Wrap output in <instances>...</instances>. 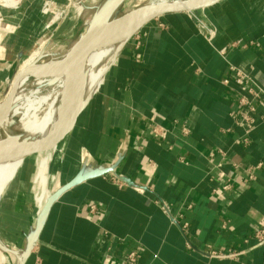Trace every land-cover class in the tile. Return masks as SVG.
I'll use <instances>...</instances> for the list:
<instances>
[{
  "label": "crops",
  "instance_id": "0c3cea01",
  "mask_svg": "<svg viewBox=\"0 0 264 264\" xmlns=\"http://www.w3.org/2000/svg\"><path fill=\"white\" fill-rule=\"evenodd\" d=\"M76 11L73 0L0 5L13 27L0 42V95L41 40L73 37ZM197 19L216 31L212 42ZM133 36L50 156L42 204L44 155L4 190L0 243L17 264H128L132 252L139 264H264V0L166 15ZM233 69L260 93L251 128Z\"/></svg>",
  "mask_w": 264,
  "mask_h": 264
},
{
  "label": "bare ground",
  "instance_id": "6f19581e",
  "mask_svg": "<svg viewBox=\"0 0 264 264\" xmlns=\"http://www.w3.org/2000/svg\"><path fill=\"white\" fill-rule=\"evenodd\" d=\"M82 1L83 0H77L80 10L84 8ZM113 1L114 0H107L105 4L109 6ZM184 1L185 0H155L149 5L182 4ZM9 6L11 7L14 5L10 4ZM108 21L109 20H105L103 22L106 23ZM90 27H92V25ZM89 29H87V31ZM133 35L134 34L132 33L125 34L102 41L83 59L77 75L78 82L76 95L77 101L80 102L83 107H86L89 104L112 66L114 60ZM70 51L71 50L69 49L60 59L46 63L44 66L36 64L37 60L40 58L39 54L31 58L22 70H30L33 74L50 73L64 61ZM29 79L30 78L26 76L18 81L9 107L3 109V103L0 105V127H3L5 130L4 136H0V149L2 150L8 148H17L20 150L27 147H33L45 141L46 138L38 140V137L44 133L41 129L45 125L48 118L53 116V112H60V114L57 115L59 119L56 122L54 131L51 132V134L49 133L47 138H50L55 133L61 123L64 113L63 91L65 88V78L33 79L32 84H28ZM43 90H50V93L46 96H38V94ZM18 115H22L20 124H22L23 133L12 136L11 129L14 126V118ZM53 150L56 152L58 148ZM22 164L24 163L21 159L0 162V200L6 187L18 174ZM43 206L44 205L41 206V209ZM3 246L4 245H1L0 243V264H4L5 262L2 252L7 251L5 249L6 247L4 248Z\"/></svg>",
  "mask_w": 264,
  "mask_h": 264
},
{
  "label": "water",
  "instance_id": "95a60500",
  "mask_svg": "<svg viewBox=\"0 0 264 264\" xmlns=\"http://www.w3.org/2000/svg\"><path fill=\"white\" fill-rule=\"evenodd\" d=\"M118 3L122 0H117ZM221 0H185L182 4H154L133 9L123 16L104 23L102 20L92 25L90 29L80 37V39L70 48L68 56L53 71L47 74H33L30 70H21L3 102V109L10 106L15 93L18 81L26 76L33 79H57L65 78V88L63 91L64 113L61 123L55 133L47 140L33 147L23 149H0V162L13 161L43 156L44 153L59 148V145L69 136L76 125L78 117L85 107L77 101V75L81 62L100 42L122 36L125 34H135L145 25L152 21L171 14H181L185 12H195L206 9ZM81 179L63 188L52 195L41 210V217L45 216L56 200L65 191L78 184Z\"/></svg>",
  "mask_w": 264,
  "mask_h": 264
},
{
  "label": "rangeland",
  "instance_id": "374dc122",
  "mask_svg": "<svg viewBox=\"0 0 264 264\" xmlns=\"http://www.w3.org/2000/svg\"><path fill=\"white\" fill-rule=\"evenodd\" d=\"M107 0H83V9L80 10L79 5L76 3V14L74 15L76 18V25L77 28L75 29V33L73 35V37L71 38L69 34V30H66L64 33L66 35V33L68 32V34L66 36H58L56 35V38L54 37V39L52 38H47L44 40H41L38 45L36 46L34 52L32 53L33 55H29L28 57H30L27 61H23V63L21 64L22 67L28 63V61L33 58L34 56H37L40 54V58L37 60L36 64L39 66H44V64L46 63H50L52 61H56L58 59H60L79 39L80 37L87 31V29L90 28L91 25H94L96 23H98L99 21H105V20H114L116 18H119L121 16H123L124 14L128 13L129 11L133 10V9H137L146 5L151 4L152 2H154L155 0H122L121 2L118 3L117 0H114L113 2H111V4L109 6H107L106 3ZM74 2V1H73ZM14 5V6H9V5ZM0 5H2L3 7L7 8V9H16L19 5V0H0ZM79 17V18H77ZM13 29V27L10 26H3L2 22L0 20V42L2 40V37L4 34L9 33L11 30ZM134 37V36H133ZM42 53V54H41ZM62 53V54H61ZM50 59V61H49ZM44 70V69H43ZM37 74H41V73H35ZM33 82V78H30L28 80V84H32ZM13 83V79L10 81L9 86L7 88V90L4 92V94L0 95V105L5 101L7 95H8V91L11 89ZM102 84V83H101ZM50 93V90H43L41 91L38 96L42 97V96H46ZM56 114V115H55ZM60 112H53V116H51L50 118H48V120L46 121L45 125L43 126V128L41 129V131H43V137L42 139L46 138L45 140L49 139L47 138L49 133L51 134V132L54 131V128H45L47 127L46 125H51L53 123H55L56 121H58V116ZM53 118V119H52ZM57 118V119H56ZM22 119V115H18L15 116L14 118V126L11 129V135L15 136V135H20L23 133V129H22V124H20ZM56 119V120H55ZM50 129V131H49ZM4 128L0 127V136H4ZM61 145V144H60ZM59 145V147H60ZM59 149V148H58ZM55 153L54 150L49 151L44 153V156L42 158H39L37 160V165H38V171L37 174L35 176V183L37 184V186L42 189L43 193L42 195L38 198V202L39 204H42V198H44L43 196L45 194H47V186L49 183V177L47 175V165H48V161L50 156H52ZM1 245H3L1 243ZM4 248L6 247L5 245L3 246ZM7 251L6 252H2L3 253V259H4V264H17L16 261V255H18L17 253H15L14 251H11L10 248L6 247L5 248ZM8 252V253H7ZM15 253V254H14ZM15 255V256H14ZM20 255V254H19Z\"/></svg>",
  "mask_w": 264,
  "mask_h": 264
},
{
  "label": "built area",
  "instance_id": "2783aa9c",
  "mask_svg": "<svg viewBox=\"0 0 264 264\" xmlns=\"http://www.w3.org/2000/svg\"><path fill=\"white\" fill-rule=\"evenodd\" d=\"M73 1L76 7L77 0H73ZM53 4L54 2L52 1H48L45 3L42 9L43 15L48 16L50 14ZM65 17H66L65 12H59L54 16L53 21L54 23H57L61 21L62 19H64ZM198 24L200 26L201 32L206 34L207 39L210 42H212L216 37V31L211 29L209 26L204 24L202 21L198 20ZM233 73H234L235 84L239 87H242L243 91L246 92V96L242 97L240 100V104L243 107L242 124L243 125L247 124V126L251 128L255 124V111H256L255 101L258 99L260 93L259 91H257V89L252 87V84H254V81L249 75L237 69H233ZM226 83H228V81ZM163 207L165 210H167V207L165 205H163ZM92 209H94V207ZM256 237L260 241L264 242V230H260L257 233ZM127 262L128 264H139L137 253L135 252L130 253L127 257Z\"/></svg>",
  "mask_w": 264,
  "mask_h": 264
}]
</instances>
